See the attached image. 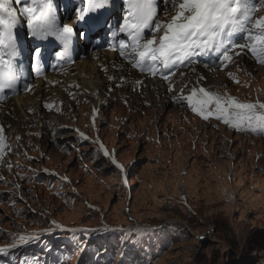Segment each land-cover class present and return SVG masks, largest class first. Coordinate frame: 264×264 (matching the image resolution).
Segmentation results:
<instances>
[{"label":"rangeland","instance_id":"1","mask_svg":"<svg viewBox=\"0 0 264 264\" xmlns=\"http://www.w3.org/2000/svg\"><path fill=\"white\" fill-rule=\"evenodd\" d=\"M195 77L188 72L189 87ZM93 84L104 96L102 85ZM204 84L221 91L226 86L242 101H264V67L255 68L242 57ZM147 98L125 107L101 104L105 107L97 112L95 128L89 104L83 99L71 104L66 98L62 113L48 119L47 135L37 136L31 125L17 126L19 133L30 132L27 142L19 135L26 144L19 141L17 146L13 131L17 151L5 159L13 168L0 169V230L16 234L18 225L27 233L39 232L52 219L65 228L91 230L79 239L59 230L41 235L66 240L60 245L68 255L58 264H77V249L85 242L81 264H118L119 253L125 254L123 264H264V251L257 252L253 243L256 233H264V138L237 133L215 120L205 122L158 94ZM76 130L90 140L77 143ZM94 132L127 169V188L114 167L92 159ZM42 169L66 175L68 182L61 184ZM111 228L148 231L106 230ZM8 242L5 236L0 246Z\"/></svg>","mask_w":264,"mask_h":264},{"label":"snow or ice","instance_id":"2","mask_svg":"<svg viewBox=\"0 0 264 264\" xmlns=\"http://www.w3.org/2000/svg\"><path fill=\"white\" fill-rule=\"evenodd\" d=\"M18 29L23 30L24 39L30 45L27 50L29 76L39 78L44 75L46 53L49 62L55 61L51 66L62 68L77 49L87 50L93 45L103 47L106 43L107 50L117 53L133 70L162 81L166 92L176 93L173 102L186 106L194 117L205 122L215 120L237 133L264 138V101L259 98L242 101L230 95L226 86L223 91L208 90L202 86L201 82L206 79L203 75L198 76L191 87L187 83L178 86L175 80L177 73L181 78L186 75L183 71L185 65L197 64L204 56L212 59L211 64H205L210 70L225 71L236 63L237 57L245 55L250 56L256 65L264 67V0H65L63 8L55 0H0V102L5 101L7 92H17L22 82L20 91L34 92V86L27 82L25 75ZM192 71L195 72V68ZM226 75L233 83L240 84L231 72ZM108 80L113 81L115 77L109 76ZM123 82L124 77H121L116 86ZM136 83L139 85L143 81L137 80ZM243 86L248 87L247 84ZM44 108L50 111L53 104L45 103ZM96 115L97 110L93 109V128ZM56 134L54 132L53 136ZM76 136L77 143L90 140L79 130H76ZM5 139V129L0 125V167H6L10 172L13 165L5 161V149L11 152L12 146L7 145ZM20 139L16 137L17 146ZM91 144L95 149L92 159H100L107 166L114 167L121 184L127 188V169L116 154L98 138L91 140ZM76 150L79 152V147ZM24 159H27L26 155ZM15 167L21 166L17 164ZM42 171L57 176L48 169ZM57 179L61 184L68 182L66 175L57 176ZM3 180L4 177L0 176V182ZM15 187L19 189L20 185ZM19 198L24 199L22 195ZM182 200L187 204V200ZM88 207L93 208L92 205ZM48 223L49 227L33 233L19 229L18 225L16 234L0 230V240L9 237V242L0 246V259L7 258L4 264H13V260L15 264H37L35 260L16 257L15 253L38 242L41 235H52L53 231L59 230L79 239L80 234L91 231L65 228L55 219ZM106 230L137 235L148 231L139 228ZM86 248L85 242L77 249V264H81L79 256L86 252ZM124 255L118 254V264H123Z\"/></svg>","mask_w":264,"mask_h":264},{"label":"bare ground","instance_id":"3","mask_svg":"<svg viewBox=\"0 0 264 264\" xmlns=\"http://www.w3.org/2000/svg\"><path fill=\"white\" fill-rule=\"evenodd\" d=\"M197 74V73H196ZM90 78V76L88 77V79L87 80H90L89 79ZM213 77H211V79H212ZM196 80H197V78H196ZM196 80L195 81H193L192 82V84H191V86L196 82ZM207 80H208V78H206V80L204 81V82H201L202 83V86L203 87H205L206 89H213V90H216L218 87H215V85L214 84H211V85H209V86H205V84L204 83H206L207 82ZM93 81V82H92ZM92 81H86V82H78V89L76 90V92H79L80 93V97L87 103L86 105H88L89 104V108H88V112L90 113V114H92L93 113V109H96L97 111H98V109H97V105L98 104H104V103H108V102H110L108 99H106L105 98V95L106 94H104L103 92H102V95H104V96H100V94H99V90H96V86L93 84V86H92V83H94V81L95 80H92ZM98 82V84L101 86V82L100 81H97ZM102 88H103V90H104V87H103V85H102ZM79 90V91H78ZM219 90H221V88L219 89ZM56 94V95H55ZM52 95H53V97L58 101V102H60V103H63V98H62V96L59 94V92H53L52 93ZM92 97H95V102L94 101H92ZM122 98V100L123 101H125V100H127V98H123V97H121ZM129 98H131V99H133V97H129ZM23 102H24V100L22 99V98H17L16 99V101H15V105H16V107L17 108H20V106H22V104H23ZM92 102H94V103H92ZM71 103V102H70ZM128 102H126L125 104H127ZM106 104H104L105 106H106ZM98 116V115H97ZM96 116V117H97ZM156 120H158V118H155V123H157V121ZM38 123H36L35 125L38 127V128H41L42 129V126L44 125V122L40 119V116H39V118H38ZM96 122V121H95ZM40 131V130H39ZM79 131H81V130H79ZM82 132H84L83 130H82ZM13 133V132H12ZM85 134H86V132H84ZM24 135V133H19L17 130H14V135L17 137V136H19V135ZM87 135V134H86ZM93 139H97V135H96V133H95V135H94V138ZM92 139V140H93ZM100 140V139H99ZM100 142H102L101 140H100ZM103 143V142H102ZM26 144V143H25ZM180 201L181 202H183V200H182V198L184 199V200H186V197L185 196H183V195H180ZM235 197V196H234ZM231 200V199H230Z\"/></svg>","mask_w":264,"mask_h":264},{"label":"trees","instance_id":"4","mask_svg":"<svg viewBox=\"0 0 264 264\" xmlns=\"http://www.w3.org/2000/svg\"><path fill=\"white\" fill-rule=\"evenodd\" d=\"M253 241H254L253 243L256 245L255 248L257 252L264 251V245H261L262 242L264 243V233L261 232L256 233Z\"/></svg>","mask_w":264,"mask_h":264}]
</instances>
